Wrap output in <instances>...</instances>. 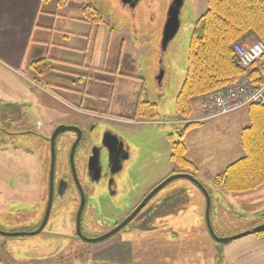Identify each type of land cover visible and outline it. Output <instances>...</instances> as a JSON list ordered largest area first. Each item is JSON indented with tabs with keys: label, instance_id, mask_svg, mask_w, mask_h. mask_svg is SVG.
I'll return each mask as SVG.
<instances>
[{
	"label": "rangeland",
	"instance_id": "374dc122",
	"mask_svg": "<svg viewBox=\"0 0 264 264\" xmlns=\"http://www.w3.org/2000/svg\"><path fill=\"white\" fill-rule=\"evenodd\" d=\"M69 2L72 16L84 17L83 6L92 4L104 18V22L92 24L90 38L96 49H94L92 61L88 64L90 66L99 65L101 63L99 52H105L107 49L109 51L107 65L113 67L120 63V69L129 68L134 71L136 77L121 78L118 81L116 78L114 90L110 89V85L106 90L99 88V84L92 79H78L74 73L81 70L74 69L77 67L59 69L60 65L57 64L54 65L55 70L40 77V82L36 81L35 84L49 91L59 102L50 97L41 96V92L33 88L26 100L14 99L9 95V102L26 104L29 118L27 125L32 128L39 122L40 130L48 132L59 124L55 121L64 120V117H67V108L63 104H70L67 101L69 96L74 94L77 97L72 96V99L78 100V97L82 95L87 97L89 93L85 90L92 91L94 98H99L101 108L107 107L109 112L107 115L111 114L106 117L110 123L107 126L121 135L130 146L132 157L123 171V177L128 185V190L124 194L129 196V200H132L133 196L138 197L150 186L160 183L171 174L173 169L178 170L179 173L194 175L192 170L175 165L170 160L172 142L171 139L169 142V135H173L178 140L183 128V125L170 121H174L176 117L175 101L186 75L190 37L198 18L207 8V0H182V4L179 3V6L177 4L180 25L174 37L168 42L164 41V30L170 10L178 0H136L135 2L70 0ZM42 9L66 14L64 5L61 8L58 7L57 0H53L50 4L43 3ZM74 31L81 32V29L76 25ZM84 31L89 33V28ZM262 63L264 60L255 66ZM88 69L91 70V75L105 76L94 72L89 66ZM88 69L82 70L83 73ZM24 71L28 76L35 77L30 67ZM105 77L114 80V75L109 74ZM101 96L103 98H100ZM2 99L0 95V100ZM139 100L158 103L160 121L125 118L120 119L119 122H112L111 119H117L115 117L118 116L117 114L131 115L133 113L131 108ZM2 102L8 101H0V105H5ZM197 102L193 101V112L197 111ZM8 129L15 130V127L10 126ZM224 129V124L217 123L206 124L201 129L191 132L188 140L191 142L192 149L193 144L202 145L201 148L192 150L201 163L205 159L203 156H206V148L213 149L216 155L223 158V163L237 158V150L231 148V145L235 147L233 143L225 144V140L222 139ZM23 137L26 141L22 143L29 145L34 151L31 144H36L34 140L36 136L20 135V138ZM2 152L0 147V167L3 168L5 163L7 168L12 169V174L15 173L18 170L16 164H13L15 160L12 162L4 160L11 157L16 159V157L11 152L10 154ZM17 155H22L23 158L28 156V152L23 150ZM103 156H106L104 166H107L106 152ZM24 164L22 163L21 167L26 173L21 177L17 174L12 176L15 184H21L30 176L33 182L36 180L39 161L37 168L36 164L32 169L30 165ZM33 170H36L34 178ZM37 174L39 176V173ZM3 175L0 174V188L4 187L6 190L7 181H4ZM79 178L82 182L86 181L85 168L84 174L80 172ZM39 179L41 189H43L45 183H42L40 176ZM203 183L211 190L210 217L219 236H233L264 223V216H255L256 213L264 211V185L242 193H221L214 184L207 181ZM178 188L179 191L174 192L173 196L166 200L165 208H157L160 210L155 216L154 226L156 228L153 232L162 236L164 243L158 239L155 240V253L149 250L148 240L143 239L142 236L143 243L136 248L123 252L120 247L115 250L111 249L108 254L100 257L102 259L91 260L90 250L92 254L99 256L100 251H106L109 246H95L75 241H70L67 245L69 232L75 227L73 217L72 215L70 218L67 217L66 212H54L46 228L37 235L14 237L0 235V264H99V262L105 264H264V240L260 241L261 239L256 234L233 240L220 246L221 249L219 248L207 229L206 199L189 180L179 178L170 182L154 198L153 202ZM39 191H41L40 188ZM105 201L110 200L107 198ZM45 205L42 201L38 207L44 209ZM105 205V211L100 215L96 214L99 220L104 216L116 219L125 214V209L122 212L118 206L113 208L106 202ZM36 207L35 203L22 205L11 202L10 208L1 206L0 228L7 232L18 227L25 231L34 229L37 225L36 221L29 222L25 217L35 212ZM10 213H13L12 218H9L10 222L2 223ZM84 219H88L87 215H84ZM132 237L128 239L132 240Z\"/></svg>",
	"mask_w": 264,
	"mask_h": 264
},
{
	"label": "flooded vegetation",
	"instance_id": "af4514ba",
	"mask_svg": "<svg viewBox=\"0 0 264 264\" xmlns=\"http://www.w3.org/2000/svg\"><path fill=\"white\" fill-rule=\"evenodd\" d=\"M124 1L135 2L136 0ZM179 3L182 4V0H178L175 4L179 6ZM93 54L94 52H92V58ZM127 64L130 66L129 63ZM119 65L120 63H117L115 66L110 67L107 63L97 66L86 64V69H88L89 66L94 72H98L100 75H114V80L105 76L97 77L96 75H91V70L89 69L85 70L83 73L80 67L78 68H80L81 71L74 74L78 79H92L96 84H99V88L108 90V86L110 85V89L114 90L116 78L118 81L121 78L130 79L136 77L133 70L129 68L122 70ZM117 75L119 76L117 77ZM85 92L89 93L87 97L86 95H82L78 97V100L72 99V96H74V98L77 97L74 94L69 96L67 101L68 103L70 102L71 105H68L71 109L67 112V117H64V120L59 119L55 121L59 124L48 132L40 130L39 122L32 128L27 125L29 118L27 117L28 112L26 104L21 105L15 102H2L5 103V105H0V147L3 150L2 153L11 152V154L16 157V159L14 157L6 158L4 161L11 160L12 162L15 160L13 164H16L18 167V170H16L17 172L15 171L13 174L12 169L7 168L5 163L3 168L2 166L0 167V174H4V181H7L5 184L7 191L4 187L0 188V207L6 206L10 208V202L12 204L20 203L22 205L24 203H35V207L37 206L35 212L25 217L29 222L36 221L37 225L34 229L25 231V229L18 227L12 228L13 230H10L11 232H7L0 228V232L10 233L11 236H13L12 234L18 233L24 234L17 236L37 235L46 228L54 212H66L67 217L70 218L72 215L75 226L73 230L69 232L67 245L70 241H75L93 244L95 246H109L106 251H100L99 256L98 254H92L93 252L90 250L91 260L102 259L100 257L108 254V251L111 249L115 250L120 247L123 252L131 248H136L143 243L142 241L144 238L148 240L150 246L149 250L155 253V240L158 239L161 242L164 240L162 236L159 234L156 235L153 232L156 228L154 226L155 216L160 209L166 207V200L172 197L174 192L177 193L179 188L173 190V192L164 194L158 201L153 202L154 198L158 196L162 190L161 189L149 198L146 204L137 212L141 203L148 197L153 189L163 182V180L160 183L150 186L149 189L138 195V197L135 198V196H133V199L129 200V196L124 194L127 192L126 190H128V185L126 179L123 177V171L132 157L130 146L121 135L107 126V124L110 123H108L106 117L111 115H107V113H109L107 107L105 109L101 108V102L98 100L99 98H94L92 91L89 92L85 90ZM100 98H103V96ZM145 101L151 102L149 100H143L142 102ZM140 103L141 100L135 104L131 115L117 114L118 116H115L117 119H111L112 122H119L120 119L125 118L129 120L138 118ZM21 125H23V127ZM10 126H14L15 130H9L8 127ZM60 126H64L65 129L62 128L64 129L62 130L59 128ZM17 128L24 130H18ZM25 134L36 136V139H34L36 144H31L34 147V151L29 145L22 143L26 140L25 137L20 138V135ZM42 145L44 147L43 149ZM23 150L28 152V156L22 158V155L17 154L23 152ZM104 152H106L107 155V166H104L106 160V156H103ZM53 154L55 157V164L52 162ZM38 161L39 168L35 171L39 173L42 183H45L44 188L41 189L40 179L37 173L34 182L30 179V176V178L25 179L21 184H15L16 182L13 181L12 176L17 174L21 177L22 174L26 173L24 168L21 167L23 166L22 163H25L24 165L26 166L30 165L32 169L35 164L37 168ZM92 162L95 163V165L93 164L94 166H92V164L90 166ZM84 168L86 172V181L82 182L79 176L80 172L84 174ZM95 168L99 170H95ZM35 171L33 170V178L35 176ZM22 180L23 179H21V181ZM39 188L41 191H39ZM37 196H39V198ZM107 198L110 201H105ZM42 201L46 204L45 208L43 209L40 206L41 209H39L38 206ZM105 202L113 208H117L116 206H118L122 212L123 209H125V214L116 219L104 216L99 220L96 214L100 215V213L105 211ZM107 210H109V208H107ZM79 213H81V215L80 222L78 223ZM12 214L13 213H10L6 219L1 222L4 224H6L7 221L10 222L9 218ZM84 215H87L88 219L85 220ZM116 229L118 230L115 231ZM113 231L115 232L105 240L96 243L88 241V239L105 236ZM2 233H0V235L11 237L10 235ZM131 236H133L132 240H129L128 238ZM217 245H219L221 249V245L218 243ZM99 264L105 263L99 262Z\"/></svg>",
	"mask_w": 264,
	"mask_h": 264
},
{
	"label": "trees",
	"instance_id": "16d2710c",
	"mask_svg": "<svg viewBox=\"0 0 264 264\" xmlns=\"http://www.w3.org/2000/svg\"><path fill=\"white\" fill-rule=\"evenodd\" d=\"M83 19L92 24L104 22L101 12L92 4L83 6ZM253 38L264 42V0H207L206 11L198 18L190 37L186 75L175 102L176 118L187 120L192 101L236 81L244 75L254 78L264 67L242 68L234 45ZM53 59L43 58L32 63L35 79L55 70ZM264 110V106L254 105ZM138 118L157 120L158 107L153 102H141ZM195 126L185 122L179 139L170 135L172 160L193 171L194 164L186 157L184 134ZM244 157L230 164L215 178L214 186L225 193H242L264 185V123L244 130ZM195 175V174H194ZM264 239V229L256 234Z\"/></svg>",
	"mask_w": 264,
	"mask_h": 264
},
{
	"label": "crops",
	"instance_id": "0c3cea01",
	"mask_svg": "<svg viewBox=\"0 0 264 264\" xmlns=\"http://www.w3.org/2000/svg\"><path fill=\"white\" fill-rule=\"evenodd\" d=\"M52 1L0 0V95L3 97L0 101L9 102V95L14 99L22 98L26 100L33 89L41 92V96L57 100L49 91L39 87L36 88L32 84L35 78L25 73L24 70L28 67L32 69L34 61L51 58L54 65H60L59 69L61 67L69 69L77 67L74 69L78 70L80 68L82 70L86 69V64L92 61L91 55L94 49H96V46L92 45L90 38L92 23L85 21L83 17L77 18L76 16H72L69 8L70 0H57L58 7L61 8L64 5L66 14L44 11L42 9L43 3L50 4ZM76 25L79 26L81 32L74 31V26ZM83 28L84 30L89 28V33L84 31ZM255 39L253 38L250 42L242 43L248 44ZM99 54L101 60L99 65H102L106 63L109 51L106 49L105 52H99ZM202 97L204 96L193 100L198 101L197 111L193 112L194 106L192 101V112L189 119L181 121L182 124L185 121L195 123V126L189 128L184 134L183 141L186 145V157L194 164L193 172L196 177L202 182L207 181L214 184L215 178L222 174L230 164L245 156L244 130L254 124L255 126H263L264 110L258 107H247L226 115L206 118L202 112ZM57 102L59 101L57 100ZM156 104L159 111V105L158 103ZM63 106L67 108V112L68 109H71L69 105L63 104ZM177 122L174 120L172 123L180 125ZM217 123L224 124L225 129L222 130L224 138L222 139L225 140V144L229 143L231 145V142L233 143L235 147L231 145V148L237 150L238 156L229 162L223 163V158L216 155L213 149L206 148V156H203L205 159L201 163L198 156L192 150L201 148L202 145L200 143L197 145L193 144L194 148L192 149L188 137L192 134L191 132L201 129L206 124ZM216 129L219 130L217 127ZM171 155L172 147L170 160L173 164L177 165L172 160ZM174 171L177 172L178 170L173 169L172 172ZM263 240L261 239L260 241Z\"/></svg>",
	"mask_w": 264,
	"mask_h": 264
},
{
	"label": "built area",
	"instance_id": "2783aa9c",
	"mask_svg": "<svg viewBox=\"0 0 264 264\" xmlns=\"http://www.w3.org/2000/svg\"><path fill=\"white\" fill-rule=\"evenodd\" d=\"M234 50L243 68H250L264 60V42L261 40L256 39L249 44L237 42ZM201 105L206 118L225 115L251 105L264 106V73L256 78L244 76L206 95L201 99Z\"/></svg>",
	"mask_w": 264,
	"mask_h": 264
},
{
	"label": "water",
	"instance_id": "95a60500",
	"mask_svg": "<svg viewBox=\"0 0 264 264\" xmlns=\"http://www.w3.org/2000/svg\"><path fill=\"white\" fill-rule=\"evenodd\" d=\"M176 6L177 5L174 4L173 7L171 8L170 13H169V18H168L166 26H165V30H164V41L165 42L170 41L174 37V35L178 31V28H179V25H180L179 14H178V10H177ZM59 128H61V129L64 128L65 129L64 126H60ZM59 128H58V130H59ZM64 129H62V130H64ZM52 162H54V164H55L54 154H53ZM91 164H92V166L95 165V163H93V162L90 163V166H91ZM96 165H97V163H96ZM95 170H99V169L95 168ZM179 178H185V179L189 180L190 182H192L202 192V194L204 195V197L206 199V225H207V228H208V231H209V234L211 235V237L218 244H220L221 246H223V245H225V244H227V243H229V242H231L233 240L248 236L250 234H256V233H258V232H260L261 230L264 229V223H263V224H261L259 226H256L254 228L248 229L246 231H243V232L238 233V234L233 235V236H228V237L219 236L216 233V231H215V229H214V227L212 225V221H211V217H210V209H211V202H212L211 190L209 191V189L203 184L202 181H200L197 177H195L194 175L189 174V173H174L171 176H169L168 178H166L155 189H153V191L148 195V197L141 203V205L137 209V212L146 204V202H147V200L149 198H151L158 191L163 189L167 184H169L170 182H172V181H174L176 179H179ZM220 192L223 193L222 191H220ZM80 215H81V213H79L78 223L80 222ZM255 216L256 217L264 216V211L256 213ZM44 223H45V219H44ZM117 230L118 229H116L115 231H117ZM115 231H113L112 233H110L108 235H105V236H100V237H97V238L88 239V241L92 242V243L100 242V241L105 240L106 238L110 237ZM0 233H2V232H0ZM2 234L11 236L10 233L9 234L2 233ZM22 234H24V233H18V234H12V235L13 236H17V235H22Z\"/></svg>",
	"mask_w": 264,
	"mask_h": 264
}]
</instances>
